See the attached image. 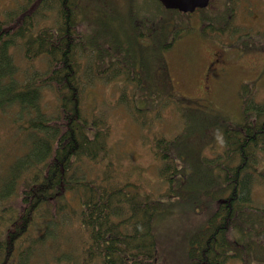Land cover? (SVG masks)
I'll list each match as a JSON object with an SVG mask.
<instances>
[{"label":"trees","instance_id":"16d2710c","mask_svg":"<svg viewBox=\"0 0 264 264\" xmlns=\"http://www.w3.org/2000/svg\"><path fill=\"white\" fill-rule=\"evenodd\" d=\"M104 1L17 0L0 6V111L24 138L0 166V264H160L153 226L163 199L179 194L200 211L205 206L196 189L177 183L187 175L178 164L177 136L154 141L163 182L153 193L130 174L117 173L108 159L107 125L81 105L85 88L97 79L114 80L119 68L125 82L143 89L133 57L106 39L103 26L94 33L82 27L93 15L88 4L102 22L98 11ZM125 5L123 15L141 40L156 42L167 36L165 29L174 39L181 29L179 18L167 22L169 10L157 0ZM248 34L238 35L236 43L264 51L263 31ZM157 45V52L168 47ZM91 58L99 69L95 77L89 73ZM34 61H44L45 68ZM45 88L58 97L54 113L43 109ZM248 90L240 118L220 122L222 150L207 160L220 187L204 226L189 234L188 264H251L249 258L264 264V206L252 195L253 185L264 181L256 167L264 154V98L256 101ZM133 108L139 110L135 102ZM94 163L102 167L92 168Z\"/></svg>","mask_w":264,"mask_h":264},{"label":"rangeland","instance_id":"374dc122","mask_svg":"<svg viewBox=\"0 0 264 264\" xmlns=\"http://www.w3.org/2000/svg\"><path fill=\"white\" fill-rule=\"evenodd\" d=\"M16 1L0 0V6H12ZM222 1L217 0L216 10ZM125 2H102L98 11L103 19L101 23L95 18L97 12L88 4L87 12L93 15L87 19L88 23L81 21L82 27L84 30L90 27L93 33L102 32L104 28L106 39L112 44L121 45L123 51L133 57L135 68L142 76L143 89L134 83L125 82V72L119 68L114 80L106 82V79H97L94 85L85 88L81 105L88 111L89 117H101V124L107 125L108 159L117 173L130 174L153 193L158 191L157 187H162L163 182L157 172L160 159L154 154V141L162 136H177L180 140L178 164L185 168L187 175L185 178L180 176L177 183L183 182L186 188L196 189L197 196L204 201L205 206L200 211L189 198L181 199L179 194H173L163 199L164 205L154 218L153 228L160 264H188L189 234L204 226L209 203L220 187L219 179L210 174L215 169L212 171L207 163L222 150L218 123L223 118L233 121L240 118L241 100L246 90L249 89L248 92L253 94L256 101L264 98V51L253 48L252 52L258 56L251 53L237 56L236 51H223L225 67L220 69L217 65L209 69L204 89L201 78L210 59L208 50L211 46L214 51L221 50L219 45L210 40L217 42L222 38L231 41L230 37L219 35L215 38L214 35V38H209L203 35L200 26L204 12L195 9L183 15L172 10L164 12L167 22L176 21L172 19L174 17L182 21L181 29L174 39L172 35H159L156 42L147 37L141 40L134 35L131 23L123 15L127 6ZM85 6L86 3L83 4L84 9ZM236 6L235 10L231 8L235 12L230 18L234 26L239 27L240 24L244 31L258 29L264 32V0H238ZM248 35L244 34L242 38L246 39ZM157 41L168 44V47L157 52ZM158 54L163 57L162 61L157 58ZM92 60L89 73L95 77L99 69ZM33 64L45 68L44 61H34ZM106 72L112 73L111 70ZM243 82L249 84L248 89L242 88ZM175 96L181 101L175 102ZM41 101L45 111L55 112L58 97L54 95L53 89L45 88ZM133 101L139 112L133 110ZM159 102L154 112L153 107ZM14 128L10 117L0 111L1 167L6 163V156L14 155L24 145V138ZM96 166L102 167L94 163L92 168L96 169ZM256 167L260 174H264V154L259 157ZM252 195L255 204L264 206V181L253 185ZM249 261L255 264L254 258H249Z\"/></svg>","mask_w":264,"mask_h":264},{"label":"flooded vegetation","instance_id":"af4514ba","mask_svg":"<svg viewBox=\"0 0 264 264\" xmlns=\"http://www.w3.org/2000/svg\"><path fill=\"white\" fill-rule=\"evenodd\" d=\"M210 1L211 0H209L208 4L210 3ZM212 1H213V8L207 12L206 16H212L216 12L215 7H216L217 0H212ZM208 55H209L210 59L205 66V70H204L203 76L201 78L202 87L205 86V82L207 79L209 68H211L214 65H218V64H219L220 69H223L225 67V58L223 56L222 50L214 51L213 49L209 48Z\"/></svg>","mask_w":264,"mask_h":264},{"label":"water","instance_id":"95a60500","mask_svg":"<svg viewBox=\"0 0 264 264\" xmlns=\"http://www.w3.org/2000/svg\"><path fill=\"white\" fill-rule=\"evenodd\" d=\"M165 7L178 8L183 11H192L197 6L206 5L208 0H160Z\"/></svg>","mask_w":264,"mask_h":264}]
</instances>
